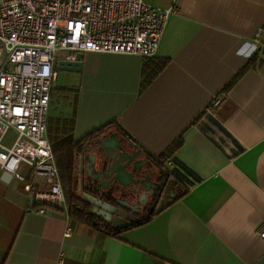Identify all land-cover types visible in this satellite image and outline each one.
<instances>
[{
    "label": "crops",
    "instance_id": "obj_1",
    "mask_svg": "<svg viewBox=\"0 0 264 264\" xmlns=\"http://www.w3.org/2000/svg\"><path fill=\"white\" fill-rule=\"evenodd\" d=\"M145 1L176 8L157 56L89 53L80 72L58 70L48 140L112 125L101 137L118 133L146 162L171 153L163 206L114 237L71 220L67 201L37 213L29 169L5 182L0 168V264H264V48L252 47L257 34L264 45V0ZM93 141L74 167L90 205Z\"/></svg>",
    "mask_w": 264,
    "mask_h": 264
},
{
    "label": "built area",
    "instance_id": "obj_2",
    "mask_svg": "<svg viewBox=\"0 0 264 264\" xmlns=\"http://www.w3.org/2000/svg\"><path fill=\"white\" fill-rule=\"evenodd\" d=\"M175 12L145 0H0V168L21 181L29 169L24 189L37 213L66 204L48 140L58 63L89 53L154 58ZM252 47L264 48L260 34Z\"/></svg>",
    "mask_w": 264,
    "mask_h": 264
},
{
    "label": "water",
    "instance_id": "obj_3",
    "mask_svg": "<svg viewBox=\"0 0 264 264\" xmlns=\"http://www.w3.org/2000/svg\"><path fill=\"white\" fill-rule=\"evenodd\" d=\"M83 58L84 54H79L75 62L60 61L58 70L80 72ZM90 146L89 151H95L92 158L95 172L91 173L89 178L92 181L91 189L98 194L97 197L90 196L94 199L95 211H100V214L116 228L141 224L143 220L132 221L130 216L131 221L126 222L123 220L125 216L123 219L118 216L124 213L123 210L136 212V207L143 205V201H147L148 196L151 195L153 177L150 168L154 166L153 163L140 159L142 150L133 142L120 138L118 133L110 132L91 142ZM3 177L5 182L13 179V176L7 172H4ZM103 200L108 203L104 204ZM114 214H117L115 218H113Z\"/></svg>",
    "mask_w": 264,
    "mask_h": 264
},
{
    "label": "trees",
    "instance_id": "obj_4",
    "mask_svg": "<svg viewBox=\"0 0 264 264\" xmlns=\"http://www.w3.org/2000/svg\"><path fill=\"white\" fill-rule=\"evenodd\" d=\"M256 59L257 56L253 57L250 64L245 67V71L255 65ZM111 127L112 125H108L100 130H97L96 132L90 134L86 139L79 142H74L72 133L69 131L67 133L63 131L60 135L57 136L51 134V136H49V141L52 145V151L57 166L60 170L65 189H67L65 191L67 201L66 213L69 215L70 219L85 224L92 229H95L107 235L117 237L124 231L129 230L131 227L116 228L111 222L107 221L103 216L99 215V213L94 212L93 205H90L89 201L83 198L82 192L79 193V189H77V186L75 187L74 175L76 157L82 154L85 143L89 140H93L100 137L101 135H104L110 130ZM170 157L171 153L157 160L152 158L153 161L157 164L160 179L164 181V184L167 183L169 179V173L166 170L164 164H166L170 160ZM35 207L36 206L34 205L33 209H35ZM154 216L155 208L151 211L148 217L143 220L142 224L149 222Z\"/></svg>",
    "mask_w": 264,
    "mask_h": 264
},
{
    "label": "flooded vegetation",
    "instance_id": "obj_5",
    "mask_svg": "<svg viewBox=\"0 0 264 264\" xmlns=\"http://www.w3.org/2000/svg\"><path fill=\"white\" fill-rule=\"evenodd\" d=\"M101 136L98 137V138H95L93 140L95 141V140L101 138ZM138 149H140V148L138 147ZM148 161L151 162V163H153V165H154L152 167V169L155 171V175L157 176V178H156V184H155V186H153L151 188L152 189V193L150 195V198L149 199L147 198V201H143V205H141L140 207H136V212H133L132 213L129 210H123L124 213H122V215L118 216V217H121L122 219L125 216L126 218L123 219V220L126 221V222H130L131 221L130 220V216L132 218V221H135V220H138V219L139 220H143V218H145V216L148 217V215L151 213L152 210H154V208L156 210V208H158L160 206H163V204L161 205L162 197L163 196H166V193L169 191V189H168L169 188L168 187L169 186V181H167V183L164 184V181H162L160 179L157 164L151 158H148ZM152 172H151V174H152ZM151 176L153 177V174ZM88 186L90 187V184L89 183H88ZM89 189H90L93 197H97L98 196V194L95 193L94 190L91 189V187ZM103 203L106 204L108 202L105 201V200H103ZM130 208L132 209L131 206H130ZM118 209H120V208H118ZM116 216H117V214H114L113 215V218H115Z\"/></svg>",
    "mask_w": 264,
    "mask_h": 264
},
{
    "label": "rangeland",
    "instance_id": "obj_6",
    "mask_svg": "<svg viewBox=\"0 0 264 264\" xmlns=\"http://www.w3.org/2000/svg\"><path fill=\"white\" fill-rule=\"evenodd\" d=\"M0 48H1V43H0ZM61 57H63V53H59L57 55V58H61ZM63 74H64V72L60 71V76L63 75ZM61 84H63V81L60 78L59 85H61ZM63 102H64V100H63L61 94L60 93H56L55 96H54V99L52 101L51 112H49L50 113L49 117L53 118V116L55 117L59 113V111H60V108H59L60 107V103H63ZM13 137H14V134H11L8 137V141H9L10 144L13 142ZM20 172H22V169L20 170Z\"/></svg>",
    "mask_w": 264,
    "mask_h": 264
}]
</instances>
